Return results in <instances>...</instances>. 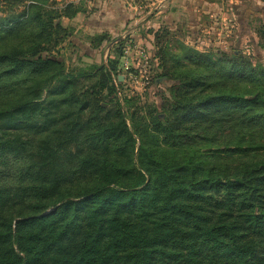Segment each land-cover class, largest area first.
<instances>
[{"label":"trees","instance_id":"trees-1","mask_svg":"<svg viewBox=\"0 0 264 264\" xmlns=\"http://www.w3.org/2000/svg\"><path fill=\"white\" fill-rule=\"evenodd\" d=\"M48 2L0 4V264H264V63L159 49L170 105L128 114Z\"/></svg>","mask_w":264,"mask_h":264},{"label":"rangeland","instance_id":"rangeland-1","mask_svg":"<svg viewBox=\"0 0 264 264\" xmlns=\"http://www.w3.org/2000/svg\"><path fill=\"white\" fill-rule=\"evenodd\" d=\"M171 2L49 0L47 5L51 9H62L69 4L83 9L73 19L64 17L56 21L66 30L67 36L50 55L68 72L116 60L112 84L117 89L116 98L128 114L132 108L129 111L127 99L138 101L137 106L145 109L143 113L160 111L164 104L170 105V94L166 90L168 81L154 82L162 71L161 62L156 58L159 49H170L172 56L180 57L186 54L180 52L182 46L200 53L211 52L216 57L231 58L239 52L249 63H264V50L260 47L264 43L260 37L264 33V0ZM155 14L157 28L152 30L147 21ZM60 36L62 38L63 34ZM103 36L107 39L99 43ZM117 48L122 53L119 57ZM169 60L172 59L169 57ZM181 62L183 67L188 61ZM82 85L84 81L80 82ZM171 85L176 86L177 82L172 81ZM127 123L131 124L128 115Z\"/></svg>","mask_w":264,"mask_h":264},{"label":"crops","instance_id":"crops-1","mask_svg":"<svg viewBox=\"0 0 264 264\" xmlns=\"http://www.w3.org/2000/svg\"><path fill=\"white\" fill-rule=\"evenodd\" d=\"M172 2L171 3H173V1L174 0H171ZM173 9H175L174 7H173ZM155 16H156V14L154 15V17L152 18V17H150L149 19H148V21H147V25L149 26L150 24H151V26H149V28H153L152 30H155L154 28H157L156 26H157V23H156V19L157 18H155ZM159 22V21H158ZM162 22V21H161ZM151 30H149V32H150Z\"/></svg>","mask_w":264,"mask_h":264}]
</instances>
